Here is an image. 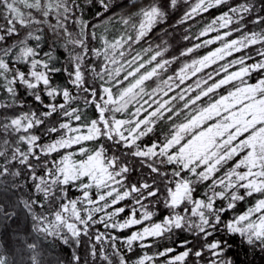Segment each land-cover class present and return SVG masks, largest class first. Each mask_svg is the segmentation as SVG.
<instances>
[{"label": "snow or ice", "instance_id": "snow-or-ice-1", "mask_svg": "<svg viewBox=\"0 0 264 264\" xmlns=\"http://www.w3.org/2000/svg\"><path fill=\"white\" fill-rule=\"evenodd\" d=\"M237 239L264 253V0H0V264H237Z\"/></svg>", "mask_w": 264, "mask_h": 264}, {"label": "trees", "instance_id": "trees-1", "mask_svg": "<svg viewBox=\"0 0 264 264\" xmlns=\"http://www.w3.org/2000/svg\"><path fill=\"white\" fill-rule=\"evenodd\" d=\"M183 10H184L183 7L180 10H178L173 15L169 23L174 24L175 21L182 15ZM215 15H219V11L215 9L211 10L210 13L204 14V18L201 19L200 25H197L195 28L192 29V34L197 32L199 27L202 26V24L208 22V20H210ZM165 27H167V25ZM185 27H188V25L178 26L175 29V31H172L171 35L163 37V39L167 40L169 45L171 46L169 53H167L166 55L168 56L178 55L181 49L191 46V43H192L191 41L183 40V35H184L183 29ZM155 42L159 43L160 40L156 39ZM206 51H208V49H201L200 52L197 53V55H202ZM186 59H189V58H186ZM254 79H255V76H254ZM134 178H135V174H134ZM232 255L236 258L237 264H264V253H260L258 249L255 252H253L247 246L240 244L239 239H237V241L234 244Z\"/></svg>", "mask_w": 264, "mask_h": 264}, {"label": "rangeland", "instance_id": "rangeland-1", "mask_svg": "<svg viewBox=\"0 0 264 264\" xmlns=\"http://www.w3.org/2000/svg\"><path fill=\"white\" fill-rule=\"evenodd\" d=\"M185 59H186V58H185ZM173 67H174V68H175V67H178V65H174Z\"/></svg>", "mask_w": 264, "mask_h": 264}]
</instances>
